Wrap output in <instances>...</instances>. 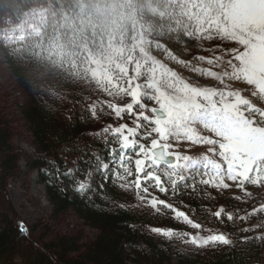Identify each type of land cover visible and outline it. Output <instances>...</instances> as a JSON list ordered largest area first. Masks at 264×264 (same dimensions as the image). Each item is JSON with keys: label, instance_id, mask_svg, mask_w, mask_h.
Wrapping results in <instances>:
<instances>
[{"label": "snow or ice", "instance_id": "1", "mask_svg": "<svg viewBox=\"0 0 264 264\" xmlns=\"http://www.w3.org/2000/svg\"><path fill=\"white\" fill-rule=\"evenodd\" d=\"M125 3L132 11L116 19L99 6L90 9L86 0H45L46 7L39 14L42 27L33 26L32 45H24L23 35L0 34V46L14 57L42 61L57 88L71 82L106 97L83 96L85 111L93 119L115 118L91 133L103 137L109 163L114 165L109 169V163L101 164L104 178L110 171L113 182L135 190L139 206L163 214L162 206L174 219L197 230L154 227L151 232L168 239L178 237L197 248L232 246L234 241L224 232L207 229L208 234H201V223L153 191H170L176 197L178 185L194 189L198 180L217 190L234 184L244 197L251 198L247 185L264 187V107L242 95L249 91L264 104V0H146L148 6L139 15L131 0ZM206 44L210 47L205 48ZM190 48V60L173 52L180 49L185 54ZM198 50L212 55H195ZM166 61L219 86L189 82ZM203 62L209 67H201ZM225 81H242L250 87L232 89ZM125 114L131 125L116 123ZM201 128L211 135H201ZM170 139L208 145L207 154L197 161L170 152ZM162 163L169 165L161 170L168 186L157 174ZM133 165L135 178L129 179ZM63 175L72 179L74 172L67 169ZM75 183L81 194L87 190L86 183ZM211 214L217 219L224 214L233 223L248 221L264 214V203L242 216L223 207ZM18 230L26 231L23 223ZM257 230L258 235H244L241 241H264V220L239 229L242 233Z\"/></svg>", "mask_w": 264, "mask_h": 264}, {"label": "trees", "instance_id": "2", "mask_svg": "<svg viewBox=\"0 0 264 264\" xmlns=\"http://www.w3.org/2000/svg\"><path fill=\"white\" fill-rule=\"evenodd\" d=\"M86 3L92 10L99 6L116 19L122 15L127 17L132 11L125 0H86ZM131 4L137 15L148 6L146 0H131ZM44 7L45 0H0V30L21 24L23 31L18 35L26 37V47L32 45L34 29L31 26L42 27L39 14ZM32 9L36 14L33 19H28ZM0 47L16 84L15 90L5 88L0 94V264H264V241H241L242 236H256L259 230L239 231L256 220H264V214L235 223L224 214L219 219L211 214L220 207L241 216L245 211L251 212L253 206L264 203V187L247 185L252 197L246 198L239 188L217 191L197 180L194 189L178 185L180 191L176 197H172L170 191L166 197L160 196L201 223V234H208L207 229L224 232L234 241L232 246L197 248L178 237L168 239L151 232L154 227L172 228L177 232L194 233L197 230L174 219L173 214L162 206L163 214L139 206L135 190L123 189L119 181L113 182L110 171L107 179L104 178L101 164L109 163V150L103 137L91 133L99 132L115 118L93 119L85 111L83 96L91 95L93 99L99 96L101 100L106 97L91 93L87 86L71 82L57 88L47 76L42 61L14 57ZM208 47L210 45L206 44L205 48ZM173 52L178 58L189 60L193 54L191 48L185 54H181L180 49H173ZM194 54L212 55L204 50ZM166 62L189 81L203 86H219L217 82L198 77L174 62ZM200 66L206 67V62ZM12 93L21 99L16 98L15 108L9 112L6 102ZM254 104L264 106L257 100ZM125 117L130 118L128 114ZM23 130L35 147L33 152H24L13 142L14 136ZM23 157L28 170L38 172V181L45 186L51 205L48 214L31 224L19 218L7 194L10 182L23 176L19 165ZM113 167L109 163V169ZM132 168L133 176L129 179L135 178L134 165ZM67 169L73 170L72 179L63 175ZM90 173L95 177V186H88L81 194L76 190L78 184L75 182H85ZM238 196L241 199H236ZM69 212L79 221L78 227L68 228L60 224V218ZM21 223L26 229L24 233L18 230ZM86 229L94 231L95 235L87 239Z\"/></svg>", "mask_w": 264, "mask_h": 264}, {"label": "rangeland", "instance_id": "3", "mask_svg": "<svg viewBox=\"0 0 264 264\" xmlns=\"http://www.w3.org/2000/svg\"><path fill=\"white\" fill-rule=\"evenodd\" d=\"M35 14H36L35 10L32 9L28 14V19H33ZM33 26L34 25L31 26V29H34ZM22 31H23V26L19 24L17 26H8L6 28L1 29L0 34H12L18 37L19 36L18 33ZM4 61H5L4 53L0 47V94L3 93L2 90H4L5 88L6 89L10 88L11 90L16 89V84L13 82L11 73L8 70V67ZM206 67H209V65H207ZM189 82L197 83L194 81H189ZM227 84H229L232 89H238V88L247 89L250 87L242 81H228ZM200 86H203V85H200ZM242 95H244L248 99H252L253 103L256 102V98L252 97L249 91H242ZM17 96H18L17 94L12 93L9 100L7 99L6 103L9 106L8 107L9 112L14 110L15 101H16V98H18ZM18 99H21V98H18ZM125 99L127 100L128 98L126 97ZM145 103H147L149 107L155 106L150 101H145ZM258 107H260V105H258ZM129 120H130L129 124L131 125V118L125 117L123 121L121 122L127 123V121ZM199 131L201 135H211V133H209L208 130L206 129L201 128L199 129ZM24 132L26 131L23 130L21 131V133H17L13 138V142L19 149L23 150L24 152H27V153L33 152L35 150V147L33 146L29 136L27 138L26 135H24L25 134ZM148 143H150V141H148ZM169 143L172 145V147L169 149L170 152H176L180 155L191 156L197 161H200L202 159V156L204 154H207V149L209 147L208 145L193 144L185 140L173 141L170 139ZM24 158L25 157H23L19 161V165L23 172V176L20 177L18 180H14L10 182L8 189H7V194H8L10 201L12 202V205L15 211L19 215V218L22 219L24 222L31 224V223L38 221L40 218H42L46 214H48L51 211V205H50V202L46 194L45 186L38 181V172L36 170L29 171ZM213 158L215 159L217 157H213ZM168 167L169 166L160 165V168L157 169V174H161V179L162 181L166 183V186H168L167 176L163 175L161 170L167 169ZM227 182L229 184H233V182L231 181H227ZM84 183H86L87 186H95L94 175L90 173L87 176ZM146 183L147 182H144V185H146ZM232 188H236L234 184L229 189H232ZM225 190L227 189H219L217 191H225ZM150 191H153V189L150 188ZM157 192L159 193V195H156ZM157 192H153V194L158 196L160 199H164V198H161L160 196L166 197V194L160 193L159 191ZM167 202L170 203L169 201ZM60 221H61L60 224L62 226H68V228L79 226V221L74 217L72 212H69L65 216L61 217ZM61 225L60 227H62ZM84 234L85 236H87V239L88 238L90 239L95 235V232L86 229Z\"/></svg>", "mask_w": 264, "mask_h": 264}, {"label": "water", "instance_id": "4", "mask_svg": "<svg viewBox=\"0 0 264 264\" xmlns=\"http://www.w3.org/2000/svg\"><path fill=\"white\" fill-rule=\"evenodd\" d=\"M161 165H165V164L162 163Z\"/></svg>", "mask_w": 264, "mask_h": 264}]
</instances>
